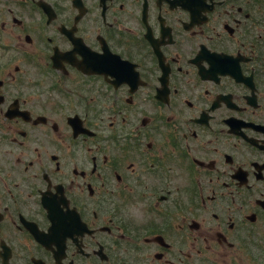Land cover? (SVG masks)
Listing matches in <instances>:
<instances>
[{
    "label": "flooded vegetation",
    "instance_id": "1",
    "mask_svg": "<svg viewBox=\"0 0 264 264\" xmlns=\"http://www.w3.org/2000/svg\"><path fill=\"white\" fill-rule=\"evenodd\" d=\"M0 264H264V0H0Z\"/></svg>",
    "mask_w": 264,
    "mask_h": 264
}]
</instances>
